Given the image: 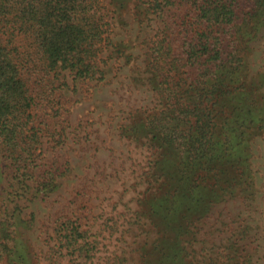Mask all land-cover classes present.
Masks as SVG:
<instances>
[{
	"label": "trees",
	"instance_id": "16d2710c",
	"mask_svg": "<svg viewBox=\"0 0 264 264\" xmlns=\"http://www.w3.org/2000/svg\"><path fill=\"white\" fill-rule=\"evenodd\" d=\"M136 1L160 25L147 63L157 102L123 132L149 136L153 167L160 166L146 194L157 237L140 264H255L248 225L229 227L216 243L203 222L218 203L255 192L251 142L264 134V100L247 54L264 27V0ZM101 8L99 0H0V178L26 171L31 157L34 80L51 92L56 81L63 89L67 75L92 80L103 73ZM41 177L39 193L57 189L51 172ZM7 212L0 208V264H37L22 253ZM55 233L49 262L66 255L92 261L94 242L77 219H59Z\"/></svg>",
	"mask_w": 264,
	"mask_h": 264
},
{
	"label": "rangeland",
	"instance_id": "374dc122",
	"mask_svg": "<svg viewBox=\"0 0 264 264\" xmlns=\"http://www.w3.org/2000/svg\"><path fill=\"white\" fill-rule=\"evenodd\" d=\"M99 3L107 22L103 73L92 80L67 75L63 89L56 81L51 92L34 80L42 93L36 87L38 102L27 126L36 135L31 157L26 171L0 178V208L14 215L21 251L37 264H140L157 237L146 195L148 181L159 172V165L153 167L157 155L143 131L126 135L124 129L140 124L157 102L147 63L160 25L136 0ZM247 57L254 90L264 100V27ZM251 154L254 194L218 203L203 232L219 243L223 231L245 223L257 248L253 261L264 264V134L252 140ZM50 172L58 187L43 196L38 181ZM67 217L77 219L94 242L91 262L84 256L45 258L59 219Z\"/></svg>",
	"mask_w": 264,
	"mask_h": 264
}]
</instances>
